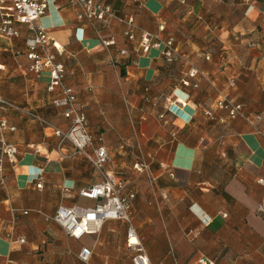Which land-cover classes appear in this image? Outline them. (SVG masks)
<instances>
[{
    "label": "crops",
    "instance_id": "1",
    "mask_svg": "<svg viewBox=\"0 0 264 264\" xmlns=\"http://www.w3.org/2000/svg\"><path fill=\"white\" fill-rule=\"evenodd\" d=\"M47 1L36 25L64 51V84L86 113L95 146L109 154L105 171L122 181L123 195L136 193L140 246L128 245L124 221L74 239L53 220L60 207H94L80 192L102 176L18 110L70 126L54 104L61 91L50 93L48 74L31 71L33 32L17 25L19 35L1 50L0 92L16 108L5 113L16 131L3 137L19 156L0 183V264H86L84 248L92 251L88 264H134L141 248L150 264H264V0H95L134 16L137 37L173 39L172 63L158 49L144 54L117 21L90 23L72 0ZM221 97L241 104L253 122L223 112L209 120L204 112Z\"/></svg>",
    "mask_w": 264,
    "mask_h": 264
},
{
    "label": "built area",
    "instance_id": "2",
    "mask_svg": "<svg viewBox=\"0 0 264 264\" xmlns=\"http://www.w3.org/2000/svg\"><path fill=\"white\" fill-rule=\"evenodd\" d=\"M80 9V19L90 23H106L117 21L125 29L123 35L128 41H138L139 49L148 54L152 49H158L161 55L168 63L175 61L179 52L173 39L161 40L159 35H153L147 32H141L137 37L138 28L134 16H118L109 5H105L95 0H72ZM49 6L47 0H0V72L4 71V65L1 60L2 41L4 39L16 38L19 33L17 25H26L33 32V41L27 50L26 56L32 62L31 71L41 76L45 73L49 76L48 91L54 93L61 91V96L55 100L56 108L63 112L65 119L70 121L67 130H61L39 115L18 109L28 115L32 120L51 129L55 137L59 139V147L63 148L66 143H70L76 154H81L91 163V165L100 172L102 181L94 187L82 190L81 197L97 201V204L91 208L79 206L60 207L53 220L59 224L64 231L74 239H81L85 235L95 234L104 222L109 220L124 221L128 224V245L130 247L140 246L137 231L132 224L133 205L136 199V193L130 192L122 194L123 183L114 173L106 172V166L110 161L109 154L104 147H96L94 138L90 133V126L87 115L84 111L76 107L77 96L73 89L66 87L64 82L69 74V70L63 62L58 60L64 51L51 37V35L42 27L36 25L48 12ZM163 31L164 27L161 26ZM104 46L110 47L114 44L113 39L103 43ZM121 54L126 55L124 51ZM235 82H232L234 86ZM189 87L190 82H184ZM1 87V80H0ZM9 109H16L0 92V183L5 180L6 163L12 166L17 165L19 148L13 143L5 141L3 132L10 129L5 113ZM217 112H223L230 120H243L252 123L253 120L246 114L244 107L238 102L227 97H221L215 106V110H207L204 115L212 121L218 119ZM161 119H165L162 115ZM257 120H261L260 117ZM136 168V167H135ZM258 183L264 186V179H259ZM42 183L37 185L42 189ZM264 212V203L260 207ZM28 215L29 213H25ZM135 240V242H134ZM22 244L25 243L21 239ZM139 255L134 259V264H150V261L143 248L138 250ZM82 262L88 264L92 258V251L84 248L79 254ZM17 264V263H10Z\"/></svg>",
    "mask_w": 264,
    "mask_h": 264
},
{
    "label": "bare ground",
    "instance_id": "3",
    "mask_svg": "<svg viewBox=\"0 0 264 264\" xmlns=\"http://www.w3.org/2000/svg\"><path fill=\"white\" fill-rule=\"evenodd\" d=\"M134 242H135V240H134Z\"/></svg>",
    "mask_w": 264,
    "mask_h": 264
}]
</instances>
